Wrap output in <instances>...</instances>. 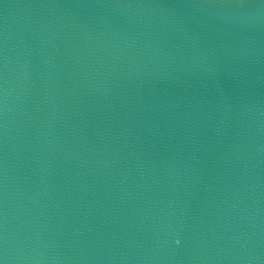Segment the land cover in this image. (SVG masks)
<instances>
[{
    "label": "water",
    "instance_id": "95a60500",
    "mask_svg": "<svg viewBox=\"0 0 264 264\" xmlns=\"http://www.w3.org/2000/svg\"><path fill=\"white\" fill-rule=\"evenodd\" d=\"M0 264H264V0H0Z\"/></svg>",
    "mask_w": 264,
    "mask_h": 264
}]
</instances>
